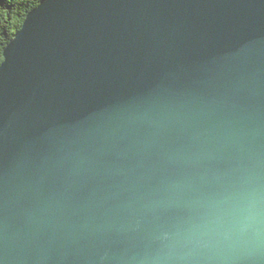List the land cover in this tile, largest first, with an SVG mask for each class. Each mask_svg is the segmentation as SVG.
<instances>
[{"label":"water","instance_id":"1","mask_svg":"<svg viewBox=\"0 0 264 264\" xmlns=\"http://www.w3.org/2000/svg\"><path fill=\"white\" fill-rule=\"evenodd\" d=\"M0 264H264V0H41L0 65Z\"/></svg>","mask_w":264,"mask_h":264},{"label":"trees","instance_id":"2","mask_svg":"<svg viewBox=\"0 0 264 264\" xmlns=\"http://www.w3.org/2000/svg\"><path fill=\"white\" fill-rule=\"evenodd\" d=\"M40 1L41 0H0V64L3 62V51L5 47L22 27L27 14L33 10Z\"/></svg>","mask_w":264,"mask_h":264},{"label":"bare ground","instance_id":"3","mask_svg":"<svg viewBox=\"0 0 264 264\" xmlns=\"http://www.w3.org/2000/svg\"><path fill=\"white\" fill-rule=\"evenodd\" d=\"M29 2H30V1H29ZM31 3H32V2H31ZM7 4H8V3H7ZM19 5H20V4H19ZM35 6H36V5H35ZM22 8H23V7H22ZM17 14H18V13H17ZM19 16H20V15H19ZM7 23H8V22H7ZM13 23H14V22H13ZM1 29H2V28H1ZM4 29H5V28H4ZM0 34H1V33H0ZM6 37H7V36H6ZM8 40H9V38H8ZM0 59H1V58H0ZM1 64H2V63H1ZM1 64H0V65H1Z\"/></svg>","mask_w":264,"mask_h":264}]
</instances>
